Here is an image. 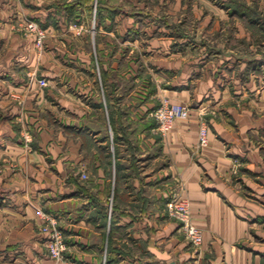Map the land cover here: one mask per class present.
Masks as SVG:
<instances>
[{
    "label": "crops",
    "instance_id": "1",
    "mask_svg": "<svg viewBox=\"0 0 264 264\" xmlns=\"http://www.w3.org/2000/svg\"><path fill=\"white\" fill-rule=\"evenodd\" d=\"M129 20V0H0V264H65L47 255L45 215L71 264H264V46L239 26L245 49L216 35L202 51L176 18L140 36ZM164 101L190 113L162 134L150 111ZM175 191L198 249L166 214Z\"/></svg>",
    "mask_w": 264,
    "mask_h": 264
},
{
    "label": "rangeland",
    "instance_id": "2",
    "mask_svg": "<svg viewBox=\"0 0 264 264\" xmlns=\"http://www.w3.org/2000/svg\"><path fill=\"white\" fill-rule=\"evenodd\" d=\"M72 1L74 0H71L69 2ZM66 2L68 1L66 0ZM259 4L260 0H129V33H133V36H140L143 33V30L147 27L143 22L145 19H156L159 20V22H167L176 18L179 22L175 24L176 26H171L170 28L172 30L176 29L175 31L180 33L181 36H185L186 39H188V42L184 43L183 45L190 46V48L192 49L204 51V48L206 46H210V43L207 42L208 37L209 39L215 38L216 35L224 36V38L230 37V41L228 42V44L231 48H235L236 50L238 48L245 49L248 43L244 39H242L241 42L238 43L234 38L235 34L239 33V26L242 28L243 32L245 31L246 34L250 36L251 41L253 37H256V39L259 40L257 44H261V47H263L264 9H262ZM173 5H175L176 7L175 14H173L174 11H170L171 9L169 8L173 7ZM178 5H180V9H177ZM169 12L173 13L171 14ZM29 21L36 23L37 26L44 31V29L37 22L31 19L26 21L25 26H27ZM25 26L21 30L22 35L26 36L32 34L36 39L34 33L27 32L25 30ZM134 58V54L132 52H129V63L132 62ZM130 85L131 83L129 81V87ZM162 103L151 109L150 114ZM153 119L155 120L154 117ZM130 126L131 124L129 123V129L131 128ZM241 166V160L235 158L233 160V165L231 168V171L233 172V175H235V177L239 174ZM130 172L131 174H135L137 170L134 171L132 169ZM84 173L87 176V173ZM87 178L88 176L85 179ZM168 218L170 217L168 216ZM42 225L39 228V232L45 235L41 231ZM59 225L63 229L60 221ZM180 233L183 235L182 232ZM183 237L186 241H188L184 235ZM64 238L67 249L64 253L65 261L61 262L65 264H71V261L67 256L69 246L67 243L65 232Z\"/></svg>",
    "mask_w": 264,
    "mask_h": 264
},
{
    "label": "built area",
    "instance_id": "3",
    "mask_svg": "<svg viewBox=\"0 0 264 264\" xmlns=\"http://www.w3.org/2000/svg\"><path fill=\"white\" fill-rule=\"evenodd\" d=\"M52 2L55 0H45ZM66 1V0H65ZM71 1V0H67ZM27 32L34 33L36 39L35 43L37 48L41 49L45 39L44 31L41 30L36 23L29 21L25 26ZM38 83L41 86H46L45 79H39ZM190 108L182 105L170 104L168 102L162 103L157 107L151 115L155 118L157 123V130L164 134L169 131L173 123L178 118H186L189 116ZM209 141V129L204 119L201 120L197 149H202L208 144ZM81 177L85 179L87 176L84 172L81 173ZM165 210L167 215L179 222V230L183 233L188 242L198 249L203 242L202 230L196 227L192 222V217L187 200L182 196L180 191H175L171 194L165 203ZM41 231L45 234V247L47 254L51 259L55 261H65L64 253L67 249L64 238V231L59 225V221L54 216H43V225Z\"/></svg>",
    "mask_w": 264,
    "mask_h": 264
},
{
    "label": "water",
    "instance_id": "4",
    "mask_svg": "<svg viewBox=\"0 0 264 264\" xmlns=\"http://www.w3.org/2000/svg\"><path fill=\"white\" fill-rule=\"evenodd\" d=\"M169 264H175L174 262H170Z\"/></svg>",
    "mask_w": 264,
    "mask_h": 264
}]
</instances>
